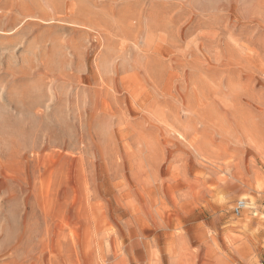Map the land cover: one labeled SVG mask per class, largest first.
I'll list each match as a JSON object with an SVG mask.
<instances>
[{
    "label": "rangeland",
    "instance_id": "374dc122",
    "mask_svg": "<svg viewBox=\"0 0 264 264\" xmlns=\"http://www.w3.org/2000/svg\"><path fill=\"white\" fill-rule=\"evenodd\" d=\"M0 264H264V0H0Z\"/></svg>",
    "mask_w": 264,
    "mask_h": 264
},
{
    "label": "built area",
    "instance_id": "2783aa9c",
    "mask_svg": "<svg viewBox=\"0 0 264 264\" xmlns=\"http://www.w3.org/2000/svg\"><path fill=\"white\" fill-rule=\"evenodd\" d=\"M246 207V203L242 199H238L235 201L233 205V211L236 215L240 214V212Z\"/></svg>",
    "mask_w": 264,
    "mask_h": 264
}]
</instances>
